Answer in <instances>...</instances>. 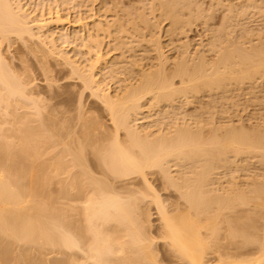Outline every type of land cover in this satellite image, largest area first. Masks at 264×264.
Instances as JSON below:
<instances>
[{
  "label": "bare ground",
  "instance_id": "obj_1",
  "mask_svg": "<svg viewBox=\"0 0 264 264\" xmlns=\"http://www.w3.org/2000/svg\"><path fill=\"white\" fill-rule=\"evenodd\" d=\"M14 1L20 2L0 0V44L14 38L35 40L49 54L70 39L88 44L95 55L87 65L77 64L66 52L62 58L104 104L116 133L108 139L97 117L84 120L80 128L50 110L43 117L28 98L32 81L12 70L0 47V264H165L166 259L178 264H264V124L247 131L225 120L226 113L221 114L224 121L215 122L189 120L178 112L176 120L168 119L163 110L149 123H137L147 108L162 102L180 109L203 92L226 95L234 84L264 75V48L256 39L248 41L249 31L256 38L263 33L246 25L231 27L235 21L227 15L224 29L207 44L215 58L201 51L191 55L190 44H184L175 65L174 73L181 77L177 85L175 75L165 73L169 55L158 22L143 18L159 68L144 69L138 59L132 69L122 65L123 53L104 61L100 32L124 33L127 26L138 32L134 20H100L88 36L68 34L59 30L70 24L59 12L30 20ZM162 1L151 9L161 10L158 15L170 18L172 26L180 23L182 10L195 4ZM258 3L249 0L235 15L261 8ZM183 23L190 25L192 16ZM97 69L117 80L114 92ZM183 96L184 101L174 104ZM22 109L30 112L19 113ZM32 115L42 117L37 125L31 124ZM152 171L179 192L178 201L167 204L160 197L148 177ZM241 171L249 172L244 180L237 176ZM222 175L228 177L225 182ZM119 179L130 185H139L140 179L143 188L122 195L115 185ZM150 202L159 213L166 259L159 257L151 235Z\"/></svg>",
  "mask_w": 264,
  "mask_h": 264
},
{
  "label": "rangeland",
  "instance_id": "obj_2",
  "mask_svg": "<svg viewBox=\"0 0 264 264\" xmlns=\"http://www.w3.org/2000/svg\"><path fill=\"white\" fill-rule=\"evenodd\" d=\"M257 1L262 6L261 8H252L245 15L237 16L235 15L237 9L249 4V0H195V4L182 10L180 23L176 26H172L170 18L158 15L161 10L152 11L151 8L155 7L156 4H161L162 0H59L58 2L56 0H20V2L14 1L13 4L17 10L20 6L30 20L34 16L40 17L42 14L48 16L51 12L55 14L59 12L70 22L64 28L61 26L59 30L68 34L79 32L82 36H88L94 32L93 29L100 20L112 22L122 19L125 24L134 20V24L139 28L138 32H134L129 26H127V32L124 33L115 31L108 35V33L102 34L103 32H100L102 52L106 54L104 61L123 53L121 60H124L125 63L122 65L132 69L138 59H141L144 69L156 70L159 68L158 55L150 48L153 40L152 32L148 29L149 25L144 22L143 18L150 22H158L162 30L161 40L166 43V51L169 55V60L164 64L165 73L175 75L174 82L179 85L181 77L174 72L176 62L184 52V44H190L191 55H195L196 52L200 54L204 52L207 58H215L216 52L208 51L207 44L213 34L224 29L227 15L233 16L232 21H235V23L230 22L228 24L231 27L237 26L245 29L248 26L251 29L261 31L263 34L260 38H256L249 31L248 41L252 42L256 39V42L264 48V14L260 12L262 8L264 9V0ZM191 16L192 23L190 25L183 23ZM74 25L79 26L73 27ZM232 30L230 29V31ZM125 41L128 42L126 45L124 44ZM62 43V40L57 42L59 45ZM0 47L12 70L19 77L32 81L28 98L39 107L43 117L50 110L58 114L59 118H62L66 123L76 124L78 127L82 125L84 120H92L97 117L104 122L103 132L108 133V139L115 135V125L104 104L98 97L92 95L89 88L84 87L78 75L71 73V65L66 64L62 58L63 52H66L73 57L77 64L87 65V59H92L95 55L94 50L89 53L88 44L85 45V43L82 44V41L70 39L69 42L61 45L55 53L50 54L41 42L35 40L14 38L6 40L0 44ZM130 47H134V49L128 51ZM103 67L105 68L104 65ZM96 72L99 78L101 77L103 81H106L105 87L109 88L111 92L119 87L116 79L104 76L99 69ZM131 81L136 82L135 79H129L127 82ZM185 99L186 96L176 97L174 104H179ZM190 100L189 104L183 105L180 109L168 105L167 102L147 108L146 112L147 110L149 112L145 114V118L140 119L137 123L141 125L149 123L162 110L168 119L176 120L179 115L175 116V114L178 112L185 114L189 120L211 118L215 122L224 121L221 114L226 113L229 119L226 118L225 120H229L231 125L247 131L256 129L264 124V75H257L251 80L234 84L231 91L226 95H222L218 91H206ZM27 111L30 112V110L22 109L19 113L27 114ZM32 116V123H30L37 125V118L41 120L42 117ZM80 116L83 119H80ZM147 116L149 117L146 118ZM97 133L101 135L102 132L97 131ZM123 134L124 132L121 131L120 135ZM92 151L90 148V157L95 161L97 157ZM251 163L259 169L257 158L251 159ZM236 164L233 163L232 168H236ZM248 175L249 172L244 171L237 173L240 180H244ZM148 177L160 197L167 204L179 200V192L166 185L159 172L152 171ZM221 177H223V182L228 179L224 175ZM123 180L125 179H119L115 184L118 187L117 191L122 195L126 196L128 192H138L143 188V185L139 183L140 179H137L139 185L133 182L131 185L126 184L127 180ZM148 200H151V197ZM148 208L152 221L151 235L157 243L155 247L159 257L162 258L164 255L166 259L168 257L166 248L159 235L160 219L157 207L153 202H150ZM164 262L165 264H178L177 261L171 262L167 259Z\"/></svg>",
  "mask_w": 264,
  "mask_h": 264
}]
</instances>
